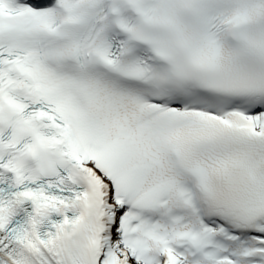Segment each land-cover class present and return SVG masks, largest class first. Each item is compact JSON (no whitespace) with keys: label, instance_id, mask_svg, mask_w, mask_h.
Returning a JSON list of instances; mask_svg holds the SVG:
<instances>
[{"label":"snow or ice","instance_id":"1","mask_svg":"<svg viewBox=\"0 0 264 264\" xmlns=\"http://www.w3.org/2000/svg\"><path fill=\"white\" fill-rule=\"evenodd\" d=\"M0 264H264V0H0Z\"/></svg>","mask_w":264,"mask_h":264}]
</instances>
